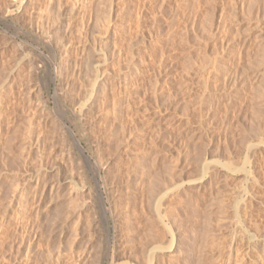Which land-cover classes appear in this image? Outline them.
<instances>
[{
    "label": "rangeland",
    "instance_id": "1",
    "mask_svg": "<svg viewBox=\"0 0 264 264\" xmlns=\"http://www.w3.org/2000/svg\"><path fill=\"white\" fill-rule=\"evenodd\" d=\"M263 57L264 0H0V264H264Z\"/></svg>",
    "mask_w": 264,
    "mask_h": 264
},
{
    "label": "bare ground",
    "instance_id": "2",
    "mask_svg": "<svg viewBox=\"0 0 264 264\" xmlns=\"http://www.w3.org/2000/svg\"><path fill=\"white\" fill-rule=\"evenodd\" d=\"M263 59H264V57H263ZM262 62H263V60H261ZM263 74H264V72H263ZM263 81V80H262ZM261 81V82H262ZM260 127V126H259ZM258 131V130H257ZM255 134V133H254ZM257 134V135H256ZM255 135H256V137H257V139H258V142H257V145L258 144H260V145H262V146H264V129H260L257 133H256ZM77 145V144H76ZM256 145V146H257ZM254 146V145H253ZM252 146V147H253ZM255 147V146H254ZM258 147V146H257ZM260 147V146H259ZM80 148V147H79ZM249 159V158H248ZM247 162H249L248 160H247ZM207 165V164H206ZM206 165H205V167H206ZM210 165V164H209ZM209 165H208V168H209ZM225 168L227 167V169H231L232 170V172H236V169H232V168H230V166H227V165H223ZM207 168V167H206ZM207 168V169H208ZM205 169V168H204ZM207 171H209V170H207ZM206 173V172H205ZM206 175V174H205ZM252 176H254V174L252 175ZM255 177V176H254ZM201 179H203V177L201 178ZM254 181H255V178H254ZM156 184V183H155ZM156 185H158V184H156ZM163 196V195H162ZM34 198H35V196H34ZM161 198V197H160ZM164 198V197H163ZM163 198H162V200H163ZM159 200V199H158ZM157 200V201H158ZM155 202V201H154ZM162 204H161V201L159 200L158 202H157V204H156V217H158L157 219H159V221L161 222V221H163L164 220V217L161 215V213H160V209L162 208V206H161ZM85 210V209H84ZM77 215H78V219L81 217V215H82V213L81 212H78L77 213ZM159 221H157V222H159ZM161 223H163V222H161ZM164 224V223H163ZM166 224V223H165ZM164 224V227L167 225H165ZM161 225V224H160ZM128 227V226H127ZM169 227V226H168ZM171 227H169V228H167V226H166V231L165 232H167L168 231V234L169 233H171V235H172V240H170V241H168V242H166L167 244H165L164 242H161L160 244L158 243L159 242V240L160 239H158L157 241H155V243L153 242V244L151 245V247L149 246V249H147V253L145 254V259H144V261L142 262L143 264H158V262H159V256L160 255H162V257H167L166 259H169L170 261H171V257H170V254L169 253H171L172 252V250L174 249V244H175V234H174V230H171L170 229ZM151 233V232H150ZM167 234V233H166ZM162 235H164V233H159V234H157V236H158V238H161V236ZM166 236V235H165ZM154 237V236H153ZM167 237V236H166ZM151 238V237H150ZM156 238V237H155ZM152 239H154V238H152ZM153 241V240H152ZM148 243H152V242H148ZM140 250V249H139ZM174 251V250H173ZM234 251H235V249H234V245H233V243H231V245H230V250H229V255H230V257H232L233 255H235L234 254ZM136 253V252H135ZM141 253H142V251H141ZM28 254V253H27ZM167 254H169V255H167ZM131 255V254H130ZM139 255H141V254H139ZM138 256V255H137ZM141 260V259H140Z\"/></svg>",
    "mask_w": 264,
    "mask_h": 264
}]
</instances>
